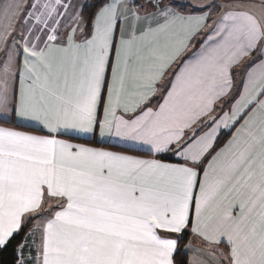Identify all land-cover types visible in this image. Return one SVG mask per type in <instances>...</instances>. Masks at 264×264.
Wrapping results in <instances>:
<instances>
[{
    "label": "snow or ice",
    "instance_id": "obj_1",
    "mask_svg": "<svg viewBox=\"0 0 264 264\" xmlns=\"http://www.w3.org/2000/svg\"><path fill=\"white\" fill-rule=\"evenodd\" d=\"M0 264H264V0H0Z\"/></svg>",
    "mask_w": 264,
    "mask_h": 264
}]
</instances>
